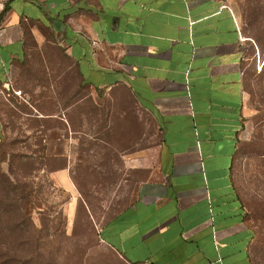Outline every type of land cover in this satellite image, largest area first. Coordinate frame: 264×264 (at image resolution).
<instances>
[{"label": "crops", "instance_id": "1", "mask_svg": "<svg viewBox=\"0 0 264 264\" xmlns=\"http://www.w3.org/2000/svg\"><path fill=\"white\" fill-rule=\"evenodd\" d=\"M243 52L220 0H0V141L17 122L72 194L122 181L100 232L128 264H254Z\"/></svg>", "mask_w": 264, "mask_h": 264}, {"label": "rangeland", "instance_id": "2", "mask_svg": "<svg viewBox=\"0 0 264 264\" xmlns=\"http://www.w3.org/2000/svg\"><path fill=\"white\" fill-rule=\"evenodd\" d=\"M220 1L236 15L244 43L245 104L234 173L255 230L253 262L264 264V0ZM20 127L14 122L6 132L3 145L10 152L24 150ZM3 169L7 172L9 164ZM19 178L30 190L26 211L37 226L33 230L26 220L32 245L25 247V264H127L102 240L100 232L105 216L124 202L122 181L78 178L76 194H72L45 170ZM37 236L38 246L33 243Z\"/></svg>", "mask_w": 264, "mask_h": 264}, {"label": "trees", "instance_id": "3", "mask_svg": "<svg viewBox=\"0 0 264 264\" xmlns=\"http://www.w3.org/2000/svg\"><path fill=\"white\" fill-rule=\"evenodd\" d=\"M4 141H0V264H25L28 255L25 247L32 245L31 239H27L26 220L31 221L33 230L37 226L26 211L30 190L19 177L27 178L39 170L50 173L56 165L41 163L38 149L28 147L22 152H10L5 149ZM5 163L9 164L7 172L3 169ZM39 241L37 236L33 243L38 246Z\"/></svg>", "mask_w": 264, "mask_h": 264}]
</instances>
